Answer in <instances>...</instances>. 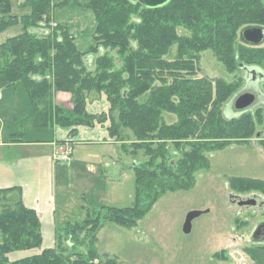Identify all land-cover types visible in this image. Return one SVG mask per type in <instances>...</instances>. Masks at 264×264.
Instances as JSON below:
<instances>
[{
	"label": "trees",
	"instance_id": "trees-1",
	"mask_svg": "<svg viewBox=\"0 0 264 264\" xmlns=\"http://www.w3.org/2000/svg\"><path fill=\"white\" fill-rule=\"evenodd\" d=\"M85 1L96 18L100 56L88 60L87 67L59 24H52V33L29 22L39 24L41 17H50L51 4L70 1L30 3L33 15L23 19L24 32L0 44V90L21 82L39 127L59 125L75 135L79 125L108 122L110 140L135 156L134 201L128 207L101 206L66 222L56 229L55 246L41 250L37 213L24 206L19 188L0 189V264H115L95 248L103 223L135 227L159 196L194 184V173L210 166L206 153L243 141L254 131L246 110L231 118L224 114L236 86L197 78L194 61L211 51L227 72L241 64L264 69V46L248 48L236 41L244 28L264 27V0H170L156 9L129 0ZM9 4L0 0V31L16 23L2 16L10 14ZM57 30L65 32L63 38H55ZM173 46L175 58L170 60L166 56ZM57 91L71 94L72 110L53 103ZM93 91L106 97L108 114L87 112ZM165 114L175 121L167 123ZM14 136L22 138L20 129ZM139 152L142 166L136 161ZM85 243L87 251L75 249ZM37 249L29 257L8 258L14 251Z\"/></svg>",
	"mask_w": 264,
	"mask_h": 264
},
{
	"label": "rangeland",
	"instance_id": "rangeland-1",
	"mask_svg": "<svg viewBox=\"0 0 264 264\" xmlns=\"http://www.w3.org/2000/svg\"><path fill=\"white\" fill-rule=\"evenodd\" d=\"M39 1L9 0L10 14L2 16L16 19V23L0 31V44L24 32L23 19L33 15L29 4ZM67 1L70 2L60 7L51 4L50 17H41L39 24L34 20L29 22L39 26L37 30L49 29L47 31L52 33L55 31L52 24H59L73 38L75 48L88 67V60L97 59L102 46V41L95 38L96 18L93 10L84 5L85 0ZM63 34L65 32L57 30L55 38H63ZM236 41L237 45L248 48L264 46V38L260 44H250L241 32ZM166 57L175 58L174 46ZM194 63L197 78L219 79L231 87L232 84L236 86L233 97L224 106L227 118L239 115L234 107V97L252 89L256 100L246 111L255 123L253 134L222 150L206 153L210 166L194 173V184L187 190L165 192L159 196L135 227L126 229L114 223H103L96 234L95 248L100 255L113 258L115 264H251L249 258L252 256L257 264H264V243L252 245L256 227L264 223V106L259 102L264 96V80L254 83L252 76L237 65L231 73L227 72L211 51L204 52ZM256 68L264 74V69ZM91 97L97 99L100 95L96 91L90 92L86 105ZM8 115L3 114V117ZM165 119L167 123L175 121L168 114ZM81 126L86 125L77 127ZM112 142L77 144L72 161L59 162L57 229L66 222L83 219L88 211L101 206L128 207L133 204L135 156L123 151L119 141ZM143 159L139 152L136 161L141 163ZM166 160L172 159L167 157ZM250 197L256 199L254 206H239L232 201ZM190 211H201L202 214L193 219L191 231L186 234L182 226ZM87 245L75 249L85 252Z\"/></svg>",
	"mask_w": 264,
	"mask_h": 264
},
{
	"label": "crops",
	"instance_id": "crops-1",
	"mask_svg": "<svg viewBox=\"0 0 264 264\" xmlns=\"http://www.w3.org/2000/svg\"><path fill=\"white\" fill-rule=\"evenodd\" d=\"M103 96L91 98L86 105L87 112L98 115L107 113L109 104ZM53 103L67 109L73 108L71 94L68 92H54ZM3 114L9 115L5 118ZM19 129L22 138L13 139ZM107 129V122L96 123L93 127H75V135H71L72 128L59 125L36 126L33 108L23 84L17 82L0 90V189L19 188L24 206L37 213L42 238L41 250L55 245L57 170L60 164L55 156L69 145L71 154L66 161L69 162L72 161L74 146L77 144L111 143ZM263 243L253 242L252 245ZM39 252L38 249L14 251L8 254V258L15 261ZM249 260L251 264H257L253 256Z\"/></svg>",
	"mask_w": 264,
	"mask_h": 264
},
{
	"label": "water",
	"instance_id": "water-1",
	"mask_svg": "<svg viewBox=\"0 0 264 264\" xmlns=\"http://www.w3.org/2000/svg\"><path fill=\"white\" fill-rule=\"evenodd\" d=\"M131 3H139L145 8L156 9L166 5L170 0H129ZM242 36L246 42L252 44H260L264 38V29L261 27H247L243 29ZM240 68L245 70L249 75H252V79L257 81V73L259 72L256 67H250L241 64ZM264 77V75H261ZM256 79V80H255ZM255 102V95L251 92H243L234 97V107L238 111L246 110L248 107H251ZM239 206H254L256 204V199L254 197L239 199L237 201L232 200ZM202 214L201 211H190L184 220L182 230L184 233L188 234L191 231L193 219L199 217ZM253 242H263L264 241V223L258 224L256 227L253 237Z\"/></svg>",
	"mask_w": 264,
	"mask_h": 264
},
{
	"label": "built area",
	"instance_id": "built-area-1",
	"mask_svg": "<svg viewBox=\"0 0 264 264\" xmlns=\"http://www.w3.org/2000/svg\"><path fill=\"white\" fill-rule=\"evenodd\" d=\"M70 154H71V148L67 145L66 149L61 154L59 153L55 156V159L58 162H66Z\"/></svg>",
	"mask_w": 264,
	"mask_h": 264
},
{
	"label": "flooded vegetation",
	"instance_id": "flooded-vegetation-1",
	"mask_svg": "<svg viewBox=\"0 0 264 264\" xmlns=\"http://www.w3.org/2000/svg\"><path fill=\"white\" fill-rule=\"evenodd\" d=\"M259 72L256 74L257 76V81H259V80H264V77H261V75H264L263 74V72L261 71V70H258ZM250 76H252V75H250ZM252 78V77H251ZM256 80V79H255ZM252 81L255 83L256 81H254L253 79H252ZM253 83V84H254ZM251 91H248V90H246V91H244V92H251V93H253L254 95H255V100H256V94L252 91V89H250ZM254 90H255V92H257V89L255 88V85H254ZM263 106H264V96H262L261 97V101H259Z\"/></svg>",
	"mask_w": 264,
	"mask_h": 264
},
{
	"label": "bare ground",
	"instance_id": "bare-ground-1",
	"mask_svg": "<svg viewBox=\"0 0 264 264\" xmlns=\"http://www.w3.org/2000/svg\"><path fill=\"white\" fill-rule=\"evenodd\" d=\"M245 29V28H244ZM90 57V56H89Z\"/></svg>",
	"mask_w": 264,
	"mask_h": 264
}]
</instances>
